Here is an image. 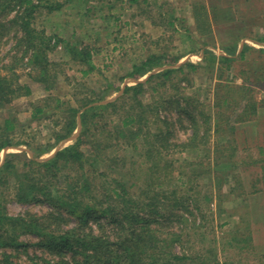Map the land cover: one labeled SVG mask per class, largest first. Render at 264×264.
<instances>
[{
  "label": "trees",
  "instance_id": "obj_1",
  "mask_svg": "<svg viewBox=\"0 0 264 264\" xmlns=\"http://www.w3.org/2000/svg\"><path fill=\"white\" fill-rule=\"evenodd\" d=\"M213 3L206 6L203 0L193 10L198 32L210 30V20L212 16L215 18L217 11H228ZM60 7L61 3L48 0H0V44L4 38L6 42L11 41L10 48L0 58V108H10L17 98L31 93L30 85L20 81L19 66L27 70L26 76L42 83L46 90L57 79L55 64L48 57L52 40L34 25V19L40 8L52 11ZM259 27L264 30V24ZM243 37L264 42V35L253 37L252 30L230 32L227 41L221 43L223 54L205 47L201 52L191 49L189 53L201 54L196 62L188 60L176 66L180 56L163 61L161 56L148 55L133 65L126 77L137 80L154 67L165 64L171 67L149 75L144 81L125 85L115 101L103 102L108 96L105 94L107 88L97 98H81L74 105L55 98L51 106L57 110L54 142L69 138L77 128L79 131L72 144L55 151L45 160L24 156L19 161L20 153L12 152L0 161V249L27 247L32 236L33 246L44 254L41 256L43 264H190L203 258L173 248H183L190 241L189 231L200 226L197 219L200 222L204 218L201 204L204 202L208 206L213 195L209 191L201 195V186L195 181L199 173L194 169H177L166 154L176 147H195L211 132L219 135L225 131L231 117L221 116L219 107L223 105L235 104L232 109L236 114L235 122L248 121L258 114L264 98L257 99L254 91L256 85L264 88V47L254 48L244 42L239 50ZM65 45L69 46L74 60L83 66V75L95 68L89 47ZM248 53L257 57L248 58ZM257 58L260 60L256 61ZM242 62L245 64L239 71L241 83L237 84L224 73ZM208 64L220 71L215 86L221 91L214 103L217 111L212 116L199 99L176 96L178 120H185L184 128L191 132L182 142L172 141V121L161 116L159 107L164 110L175 107L170 99L160 96L158 99L153 95L151 102L145 101L143 97L150 89L148 84L158 80L151 87L153 92L167 82L177 88L179 85L172 82L175 76L181 75V80L188 83L189 72ZM128 102L130 106L125 110ZM30 106L29 119L35 121L46 113L49 104L44 101ZM236 108L240 109L239 113L235 112ZM149 118H154L159 125L156 131L147 128ZM17 131L15 115L11 113L0 119V152L23 144V140L16 137ZM112 142L121 149H137L142 144V150L138 152L141 160L127 165L122 156L107 155L105 151L112 147ZM230 143L221 149L218 142L214 145V155L208 162L213 169L207 165L204 171L209 181H217L214 187L217 196L226 178L220 171L238 166L236 144L233 139ZM259 151L262 158L253 157L250 162H244L249 159L244 157L243 162L261 163L264 187L263 147H259ZM115 166L120 171L113 175ZM228 175L235 179V173ZM140 176H143V182L137 184ZM6 190L15 201L36 203L45 206L46 210L40 214L10 215L4 204ZM239 241L244 242L245 238ZM3 254L0 264H15L5 252Z\"/></svg>",
  "mask_w": 264,
  "mask_h": 264
},
{
  "label": "rangeland",
  "instance_id": "obj_2",
  "mask_svg": "<svg viewBox=\"0 0 264 264\" xmlns=\"http://www.w3.org/2000/svg\"><path fill=\"white\" fill-rule=\"evenodd\" d=\"M48 1L59 2L61 7L52 11L38 9L34 25L44 30L52 40L53 47L48 51V57L55 64L57 79L52 87L46 90L42 83L26 76L25 68L22 66L17 68L20 81L30 85L31 93L17 98L10 108H0V119L11 113L17 117L16 137L23 140V144L1 151L0 161L7 153L12 152L20 153L19 161L24 156L42 161L74 142L79 128L69 138L54 142L53 130L57 129V126H54L57 110L51 106L55 98L74 105L81 98H97L107 88L108 92L105 94L108 96L103 102L115 101L122 94L125 85L144 81L149 75L171 67L167 64L154 67L137 80L126 77L133 65L139 64L150 54L163 57V61L176 55L180 56L177 66L184 61L199 60L201 54L198 52L191 54L189 53L191 49L201 52L205 47L217 54H223L221 43L227 41L230 32L252 30L253 37L264 35V30L259 27L264 24V0H204L206 6H210V2L213 1L214 5L228 9L224 13L220 9L215 18L212 16L208 32H198L196 30L198 21L194 19L193 10L197 5H201L198 2L203 0ZM198 10L201 11L199 8ZM184 28L189 31L185 32ZM244 42L254 48L264 47V42L256 43L257 41L251 38L243 37L238 46L239 50ZM65 44L89 47L95 68L83 75L81 72L83 66L74 60L68 50L69 46ZM10 46L11 41L6 42L4 38L0 44V58ZM250 57L257 56L248 53V58ZM259 60L260 58L256 59ZM244 64L245 62L240 65L234 64L224 75L240 84L239 71ZM185 72H189L187 68ZM219 74L220 71L215 66L208 64L189 72L188 83L187 80H181V75L175 76L172 82L179 85L177 88L170 86L171 82H167L164 87H159L158 91L153 92L151 87L158 80L148 84L150 89L143 97L145 101L151 102L152 96L155 95L158 99L159 96L162 99H170L175 107L174 110L159 107L161 116L172 121L170 126L173 127L174 133L172 141L182 142L191 132L184 128L185 120H178L175 97L181 95L195 97L204 103L205 111L213 116L217 111L215 100L218 93H221L215 89ZM254 96L257 99L264 98V88L256 85ZM44 101L49 104L46 113L39 120L31 121L30 105ZM129 106L128 102L124 109ZM235 107L234 103L229 107L226 105L219 107L222 117L225 115L231 117L225 131L219 135L211 132L207 138L200 139L195 147L189 146L186 149L176 147L166 154L177 169L184 171L194 169L199 173L195 181L201 186V195L206 191L213 195V200L208 206L204 202L201 204L205 211L204 218L200 222L197 219L196 223L200 226L189 231L190 241L186 242L183 248L179 246L173 248L174 251L184 249L191 256L197 254L203 256L189 262L190 264H214V261H219V264H264V187L261 180V163L255 165L244 163L250 162L253 157L254 159L263 157L259 147L264 149V104L258 109L256 116L245 122H235L236 114L232 110ZM239 111L240 109L236 108L235 112ZM147 122V128L151 131H156L159 127L154 118H149ZM232 139L238 151L235 154L238 166L223 168L220 171L222 177L226 178L222 181L221 191L217 196L214 192L217 181H209L207 173L204 172L205 167L208 165L209 169H213L208 162L210 163L209 158L214 155V145L218 142L221 149L222 146H229ZM112 143V147L105 151L107 155L116 153L126 159L127 165H130L131 161L141 160L138 152L142 150V144H139L137 149L131 147L121 149ZM45 148L49 149L42 152ZM244 157L249 159L243 162ZM116 168L117 166L113 170V175L120 171ZM230 172L235 173V179L227 176ZM142 177L136 180L137 184L143 182ZM4 204L10 215L25 212L40 214L46 210L45 206L36 203L15 201L7 190ZM188 223L191 224V221ZM243 238L244 242L239 241ZM32 242L34 240L31 236L27 241L29 244L27 247L21 245L18 248L0 249V258L5 252L9 260L15 264H43L41 256L44 257V254L41 249L37 250Z\"/></svg>",
  "mask_w": 264,
  "mask_h": 264
},
{
  "label": "crops",
  "instance_id": "obj_3",
  "mask_svg": "<svg viewBox=\"0 0 264 264\" xmlns=\"http://www.w3.org/2000/svg\"><path fill=\"white\" fill-rule=\"evenodd\" d=\"M256 43H258V42H256Z\"/></svg>",
  "mask_w": 264,
  "mask_h": 264
}]
</instances>
